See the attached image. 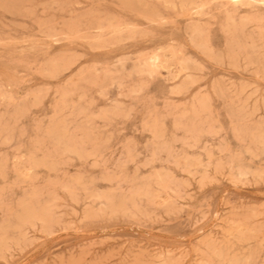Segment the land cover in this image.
<instances>
[{"label": "rangeland", "instance_id": "374dc122", "mask_svg": "<svg viewBox=\"0 0 264 264\" xmlns=\"http://www.w3.org/2000/svg\"><path fill=\"white\" fill-rule=\"evenodd\" d=\"M197 1L0 0V264H264V1Z\"/></svg>", "mask_w": 264, "mask_h": 264}, {"label": "bare ground", "instance_id": "6f19581e", "mask_svg": "<svg viewBox=\"0 0 264 264\" xmlns=\"http://www.w3.org/2000/svg\"><path fill=\"white\" fill-rule=\"evenodd\" d=\"M215 1V0H214ZM228 1V3L230 4V6H231V8L229 9V12L232 14V15H235L236 14V12H237V9L240 7V6H242V5H247V4H251V3H256V2H263L264 0H227ZM164 2H170V3H173L172 2V0H164ZM205 2H206V0H205ZM221 3V2H220ZM180 4H181V7H188L189 8V10L192 12V13H198L199 12V8H200V3L197 1V0H180ZM220 5V4H219ZM222 6V5H221ZM220 7V6H219ZM221 8V7H220ZM150 14H151V17H150V19L151 20H156V18L157 19H163L164 17L162 16V15H160L159 13H157L156 11H150ZM180 14V13H179ZM183 14V13H182ZM186 14V13H185ZM240 18H241V20H244L245 18H244V16H240ZM95 22V21H94ZM201 22H203V21H201ZM200 23V22H199ZM201 25V24H200ZM206 25V24H205ZM119 26V25H118ZM199 26V25H198ZM136 27V26H135ZM258 31V30H257ZM85 34V33H84ZM131 38V37H130ZM67 39V38H66ZM124 39V38H123ZM195 39V38H194ZM119 42V41H118ZM121 42V41H120ZM97 44V43H96ZM99 44V43H98ZM97 44V45H98ZM100 46V45H99ZM168 47V46H167ZM95 48V47H94ZM104 48V47H103ZM165 48V47H164ZM163 48V49H164ZM176 48V47H175ZM162 49V50H163ZM174 49V48H173ZM29 54V53H28ZM153 57V56H152ZM204 57V56H203ZM205 58V57H204ZM47 61V60H46ZM138 61V60H137ZM153 61L156 63V57L154 56L153 57ZM181 66H182V69H184V70H188L189 68H190V65H189V63L187 62V61H184V60H182L181 62ZM179 63V64H180ZM161 64V63H160ZM179 66V65H178ZM35 67V66H34ZM26 68V67H25ZM43 68V67H42ZM51 68V67H50ZM38 69V68H37ZM44 69V68H43ZM140 72H141V70H139ZM95 73V72H94ZM177 74V73H176ZM169 75V74H168ZM171 76H172V74H171ZM172 78H173V76H172ZM184 78V77H183ZM181 85V84H180ZM71 104H73V103H71ZM11 108V107H10ZM12 110V109H11ZM126 113V112H125ZM66 116V115H65ZM2 118V117H1ZM34 123H36V122H34ZM69 124V123H68ZM19 128H21V126L19 127ZM63 131V130H62ZM52 136V135H51ZM56 136H57V134H56ZM58 137V136H57ZM57 139V138H56ZM61 139V138H60ZM73 144V143H72ZM193 146V145H192ZM30 148H31V146H30ZM75 148H73V150H74ZM46 152V151H45ZM71 152V151H70ZM23 154V153H22ZM24 155V154H23ZM46 155V154H45ZM58 155V154H57ZM25 157V156H24ZM33 157V156H32ZM188 158V157H187ZM189 159V158H188ZM195 160V159H194ZM95 161V160H94ZM193 165V164H192ZM27 166H28V164H27ZM194 166V165H193ZM14 167V166H13ZM29 168V167H28ZM240 168V167H239ZM23 169V168H22ZM24 169H25V167H24ZM238 169V168H237ZM24 171V170H23ZM26 171H27V169H26ZM25 171V172H26ZM189 172H191V171H189ZM22 174V173H21ZM13 175H15V174H13ZM25 175V177H26V173L24 174ZM24 179V178H23ZM27 180H25V182H26ZM29 181V180H28ZM24 182V181H23ZM16 187V186H15ZM93 192V191H92ZM118 204V203H117ZM103 206V205H102ZM102 208V207H101ZM22 212H23V210H21ZM25 216L27 217V218H31V217H34V213L33 212H31L30 211V209H27L26 211H25ZM30 227V226H29ZM236 227V226H235ZM198 228V227H197ZM2 230V229H1ZM226 230V229H225ZM238 230H239V228H238ZM5 231V230H4ZM235 231V230H234ZM250 231V230H249ZM227 232V231H226ZM243 231H241V233H242ZM239 233H240V231H239ZM247 234V233H246ZM230 235V234H229ZM240 236V235H239ZM236 240V239H235ZM194 247V246H193ZM237 262V261H236Z\"/></svg>", "mask_w": 264, "mask_h": 264}]
</instances>
